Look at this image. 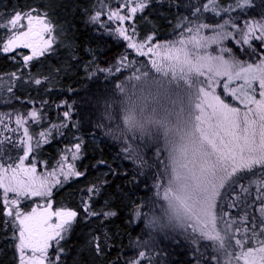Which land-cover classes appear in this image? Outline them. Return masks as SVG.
<instances>
[{
	"label": "snow or ice",
	"instance_id": "snow-or-ice-1",
	"mask_svg": "<svg viewBox=\"0 0 264 264\" xmlns=\"http://www.w3.org/2000/svg\"><path fill=\"white\" fill-rule=\"evenodd\" d=\"M155 4L96 0L84 10L100 39L107 34L123 44L111 65L99 63V49L84 50L90 61L79 57L68 24L56 22L50 5H2L0 54L16 67L7 79L0 78V97L15 99L19 80L54 85L68 69H41L61 47L74 57L71 70L79 65L93 85L89 106L62 97L54 104L55 120L43 100L39 106L33 100L30 107L0 111V217L13 243L15 264H88L82 249L90 264H117L119 257L107 259L124 232L117 221L142 222L140 234L129 237L134 254L121 264H162L167 253L158 249L165 240L177 248L190 246L189 264H264V0H188L185 12H179L180 0H175L171 39H161L144 15ZM22 47L30 51H20ZM187 62L194 64L199 79L193 85L184 150L178 153L165 142L141 138L133 143L104 127V94L111 87L123 90L122 78H138L144 67L162 71ZM69 130L72 139L54 165L38 159L43 145L50 146L57 135L66 138ZM97 135L120 145L122 158L132 162L138 177L151 176V185L144 183L151 195L125 203L123 189L109 178L117 170L99 161L108 171L84 184L77 207H54V190L91 175L78 165L88 138ZM164 205L167 223L155 212ZM126 214L132 218L127 222ZM81 228L83 245L69 246ZM206 251L214 253L208 261Z\"/></svg>",
	"mask_w": 264,
	"mask_h": 264
},
{
	"label": "trees",
	"instance_id": "trees-1",
	"mask_svg": "<svg viewBox=\"0 0 264 264\" xmlns=\"http://www.w3.org/2000/svg\"><path fill=\"white\" fill-rule=\"evenodd\" d=\"M32 1V0H31ZM163 3L158 6L149 8L148 16L155 22L158 27L161 39H171L174 17L177 15V8L174 6L175 0H162ZM54 0L52 1L53 5ZM96 0H76L74 5L65 4V6H58L57 16L60 21L68 24L70 27V37L75 38L77 47V55L85 61H90L91 56L86 55L85 51L91 47L94 50L99 49L96 55L100 57L99 63L104 64L107 60L109 65L113 64L114 57H119L120 53L123 52V44L121 41L116 40L113 37L105 34L104 39H100L95 34L94 27L87 23L86 15L84 14L85 9H91V6ZM188 0H180L181 7L179 12H185L184 5ZM195 3V0H191ZM72 8V9H71ZM186 14V13H185ZM170 21L169 26H165L167 19ZM61 58L56 62L58 68L62 66L67 67V73L59 76L57 81H60L61 87L55 91L47 103V109H50L54 113V117H57V110L54 106L59 100L67 98L75 100L77 105L81 108H86L90 103V90L92 89V83L85 78V72L77 65V70L72 71L69 67L72 64L74 57L70 56V52L67 50L61 53ZM138 59L144 60L143 57H137ZM50 59V58H49ZM19 61V60H17ZM67 61V64L65 62ZM46 64V61H43ZM12 61L10 58H6L3 54H0V78L9 73L12 69ZM142 75L132 76L131 78H122V89L111 87L104 95L107 99V105L103 111V122L104 127L110 132L115 133L118 137L131 139L135 143V138H141L147 142L158 141V135L153 137L152 129L147 128V120L153 124L156 128L158 122H152L153 118H150V114L143 113V109L139 107L140 100H143V83L152 80L153 77L159 75L154 69L150 67H144L141 69ZM114 75L119 76V73ZM142 76V77H141ZM151 78V79H150ZM59 79V80H58ZM145 79V80H144ZM137 84H141L139 87ZM75 89L79 95H74L68 89ZM146 90V89H145ZM15 99L9 100L7 95L0 97V110L10 111L11 108L30 107L25 104L22 99H25L20 92L15 91ZM227 95V93H222ZM19 101V103H17ZM141 109V110H140ZM140 110V111H138ZM149 115V118L146 116ZM150 129V130H149ZM87 131V130H85ZM73 133L71 130L68 131L67 136L72 139ZM155 138V139H153ZM61 136L57 135L53 140V145L47 146L44 150L42 157H50L58 153V147L62 146L67 140L62 141ZM160 141V140H159ZM99 161H107L108 165L117 170V175L110 176L112 183L123 189L125 193V203L139 202L140 199L146 195H151L144 188V183L151 185V176L138 177L136 175L134 165L131 161L121 156V148L118 143L112 141L110 138L97 135L95 139L91 137L87 140V149L84 157L79 161V165L82 168H87L91 175L86 181L83 177L69 181L58 191H54V206H73L77 207L79 201L78 191L83 188L84 184L91 181L93 178L100 177L103 173L107 172L108 169L101 166ZM135 178V182H134ZM131 211V209H129ZM237 211V210H232ZM157 215H161L159 207L155 209ZM132 218L125 215V221H129ZM3 217H0V264H15V251L13 243L9 237L8 232L4 231ZM99 224V222H97ZM117 227L124 229V232L114 241V246L109 250L107 259L109 261L116 260L119 257L117 264H121L126 257H131L134 253L130 251L133 247L129 242V237L139 235L142 230V222L138 225L135 221L121 224L119 221L116 222ZM85 234L84 229H78L76 236L69 240V246L75 244L83 245L84 240L81 238ZM161 242V247L158 251L167 253L166 260L161 258L162 264H189L191 260V248L187 245H181L177 248L175 243L165 240ZM80 255L83 259L90 264L91 257L88 252L84 249L81 250ZM210 254L204 257L205 261L210 260ZM203 264V261L201 262Z\"/></svg>",
	"mask_w": 264,
	"mask_h": 264
},
{
	"label": "rangeland",
	"instance_id": "rangeland-1",
	"mask_svg": "<svg viewBox=\"0 0 264 264\" xmlns=\"http://www.w3.org/2000/svg\"><path fill=\"white\" fill-rule=\"evenodd\" d=\"M53 0H0V10H3L2 5H16L19 4L21 7L25 4H35L39 2L40 4L50 5L51 12L50 15L56 20L57 23H63L60 21L59 16H57V8L58 6H65V4L70 5L71 3L74 5L76 0H54L53 5L51 4ZM162 0H156L155 5L162 4ZM151 8V7H150ZM72 9V8H71ZM48 10L47 8L45 9ZM149 9L145 10L144 15L148 16ZM150 18V17H149ZM167 19V18H166ZM152 21V20H151ZM153 22V21H152ZM156 26L155 22H153ZM170 21L167 19L165 21V26H169ZM158 30V27H156ZM70 27L68 31V35L70 37ZM159 31V30H158ZM64 51L70 52L69 49L61 47L59 50V55L56 57H50L46 64H44V69L42 71H46L49 65H53L57 67L56 62L61 58V53ZM20 51H24L27 53L28 49L21 48ZM19 60V56L17 57ZM18 62V61H17ZM16 67V64L12 61L11 70L9 71L10 74ZM58 68V67H57ZM62 68H67L62 66ZM153 69V68H152ZM36 69H34L35 71ZM155 70V69H154ZM159 75L153 77L152 80L143 83V100H140L141 109H143V113L150 114V118H153L152 122H158L157 128L148 122L147 120V128L152 129L153 137L155 135L160 136L158 141L165 142L175 148V150L179 153L180 151L184 150L186 147V137L185 132L189 127L190 121V112H191V103L190 100L194 93V83L196 80L199 79V73L195 70L194 64L192 62H187L184 64H180L174 66L172 68H168L162 71H157ZM68 71H62L61 75L67 73ZM142 77V76H141ZM2 78L7 79V75L3 76ZM151 79V78H150ZM59 80V79H58ZM145 80V79H144ZM139 87L141 84H137ZM48 87L50 90L45 91V88ZM61 84L60 81L55 82L54 85H44L37 86L34 83H28L23 80H19L15 82V86L13 91L20 92L25 99L22 101L27 104V106H31V101H37V105L39 106L40 101H49L50 96L60 89ZM146 89V90H145ZM47 105L45 106V111L51 116L53 120L56 118L54 117V113L47 109ZM140 109V110H141ZM138 110V111H140ZM2 111V110H0ZM147 114V115H148ZM149 118V115L146 116ZM150 130V129H149ZM33 132L38 131V129L33 128ZM62 141L67 140V142L63 143L67 144L71 141L70 137H61ZM155 139V138H153ZM53 145V140L51 144ZM63 145L58 147V153L63 149ZM49 145H43L40 153L38 155V159H47L50 165H54L55 161L59 158L58 153L55 155L52 154L50 157H42L44 155L45 148ZM55 191V190H54ZM54 206V205H53ZM55 207V206H54ZM161 210V217L164 219L165 223H167V205L163 207H159ZM165 242V241H164ZM163 242V243H164ZM214 255L211 251L204 252V257L208 255Z\"/></svg>",
	"mask_w": 264,
	"mask_h": 264
}]
</instances>
